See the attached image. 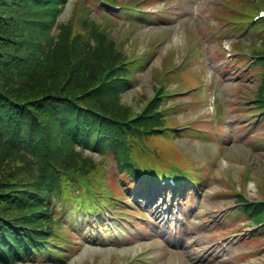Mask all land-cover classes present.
I'll use <instances>...</instances> for the list:
<instances>
[{"label":"trees","instance_id":"obj_1","mask_svg":"<svg viewBox=\"0 0 264 264\" xmlns=\"http://www.w3.org/2000/svg\"><path fill=\"white\" fill-rule=\"evenodd\" d=\"M36 14L35 0H0V91L10 106L8 121L0 127V254L19 251L26 244L38 248L46 236L66 244L53 236L61 227L54 212L62 198L70 196L76 178L92 176L97 165L84 154L80 140L94 138L91 131L96 123L103 126V137L115 127L116 119H128L134 113L118 103L115 83L102 82L101 72L95 85L97 102L85 99L90 78L84 73L85 80L82 76L67 80L66 54L56 60L62 51L66 53L65 44L60 41L45 52L48 38L38 40L30 31ZM30 53L42 65L28 63ZM94 53L101 55L100 50ZM258 97H264V77ZM143 117L142 124L136 120L126 126L142 134L154 124L149 109ZM115 137L119 140L116 133Z\"/></svg>","mask_w":264,"mask_h":264},{"label":"rangeland","instance_id":"obj_2","mask_svg":"<svg viewBox=\"0 0 264 264\" xmlns=\"http://www.w3.org/2000/svg\"><path fill=\"white\" fill-rule=\"evenodd\" d=\"M76 0H71L63 12V17L70 15V10ZM218 0H160L144 7L145 10L161 8L166 3V12H169L170 20L162 24L144 23L141 16L136 18H118L116 26L118 28H132L129 34L130 38L139 40L142 50L150 44H146L148 40L154 41L161 37L159 42V52L150 59L149 64L140 73V79L134 83V87L123 95V101L131 107L132 113L139 110L144 104L145 96L152 95L157 81L152 76V68L161 70L162 59L174 51V59L183 61L188 53V42L191 40L189 31L197 33L199 40L203 43L201 53L191 66L197 70L205 72V92L208 91L213 81L218 80V97L216 105L220 108L223 122L216 119V124L212 120L214 115L209 100L197 104L193 110L184 117L181 115V121L190 120L194 114H204L205 120L208 122L211 137L209 142L198 139L199 137H181L180 145L191 150L199 166L205 165V188L200 191V200L190 205L196 209L199 218L190 220V226L198 230L201 235L194 236L191 240L197 241L190 243L187 240V233L181 230L180 237L177 239L178 244H182L183 248L175 250L169 248V240L172 239L166 231V224L162 223V227H156L154 224H147L144 228L139 225L137 229V238L130 245L121 242L108 241L101 245L81 242L63 263L59 264H123L125 258L136 254L142 250V246L160 243L161 251L158 252L159 258L151 261L150 264H174L177 259H183V264H254L264 262V236L255 237L246 241H242L238 246H234L230 252L225 254L213 252L210 255L201 256V250H206L210 239L204 237L209 234L211 229L214 236L218 232L215 226L226 227V231L233 229H242L249 227L248 221L244 223L240 217H235L237 222L231 226L224 217L220 221L214 220L215 211L231 205L233 200L230 196L225 195L223 190L232 191L242 188L243 184L247 185V193L250 196H260L264 194V146H256L249 138H241L248 124L246 115H240L236 108V99L240 97L237 93L239 80L235 69L225 70L224 59H216L217 53L224 48L229 49L230 43L234 38L233 34L219 35L213 28H208L215 15V4ZM220 1V0H219ZM169 4V5H168ZM171 7V9H169ZM215 23V22H214ZM189 27V29H187ZM216 33V34H215ZM154 38V39H153ZM149 41V43H151ZM230 54H227L228 57ZM240 84V83H239ZM175 85H173L174 87ZM189 96H185L186 100ZM223 106V108H221ZM217 117L221 118L219 114ZM244 123H241V122ZM263 127H258L254 131L260 132ZM256 133V132H255ZM220 135L222 142L214 141L215 136ZM245 175V176H244ZM237 187V188H236ZM133 196V195H132ZM135 196V195H134ZM134 200L130 198L134 206H139V198ZM134 200V201H133ZM190 199H187V202ZM144 207L145 203H141ZM192 206V207H193ZM145 208V207H144ZM240 219V220H239ZM211 223V226L209 225ZM216 229H214V228ZM225 231V232H226ZM219 235V234H218ZM165 237V240H164ZM204 237V238H203ZM131 241V240H130ZM244 252V254H243ZM26 264H52L46 261L32 262Z\"/></svg>","mask_w":264,"mask_h":264}]
</instances>
